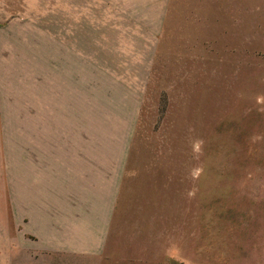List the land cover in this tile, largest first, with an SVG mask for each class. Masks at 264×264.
Masks as SVG:
<instances>
[{"label": "rangeland", "instance_id": "374dc122", "mask_svg": "<svg viewBox=\"0 0 264 264\" xmlns=\"http://www.w3.org/2000/svg\"><path fill=\"white\" fill-rule=\"evenodd\" d=\"M66 119L125 154L93 249L26 226ZM0 264H264V0H0Z\"/></svg>", "mask_w": 264, "mask_h": 264}, {"label": "crops", "instance_id": "0c3cea01", "mask_svg": "<svg viewBox=\"0 0 264 264\" xmlns=\"http://www.w3.org/2000/svg\"><path fill=\"white\" fill-rule=\"evenodd\" d=\"M64 124L63 127L71 129L67 130L70 135L46 137L40 151L31 153L33 157L24 154L23 168L33 172L32 182L46 184L47 190L56 194L55 200H43L44 197L33 200L30 218L25 214L29 219L26 226L40 239L79 241L77 245L65 242L68 249L75 245L93 249L98 244L96 240L103 237L106 208L110 213L125 154L122 151L97 154L95 141L79 135L77 121L66 119ZM38 171L40 176L35 180Z\"/></svg>", "mask_w": 264, "mask_h": 264}]
</instances>
